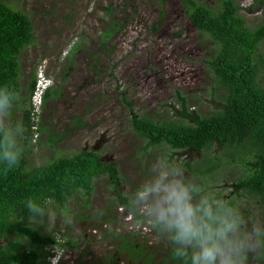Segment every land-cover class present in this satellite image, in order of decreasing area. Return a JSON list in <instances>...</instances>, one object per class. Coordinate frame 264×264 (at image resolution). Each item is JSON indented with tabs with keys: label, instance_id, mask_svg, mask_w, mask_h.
<instances>
[{
	"label": "rangeland",
	"instance_id": "rangeland-1",
	"mask_svg": "<svg viewBox=\"0 0 264 264\" xmlns=\"http://www.w3.org/2000/svg\"><path fill=\"white\" fill-rule=\"evenodd\" d=\"M198 1L216 8L221 0ZM237 2L249 26L259 27L263 21V0ZM12 3L31 16L34 27L33 43L21 55V95L26 97L34 69L37 73L45 69L44 74L51 77L52 89L61 90L59 97L52 96L45 107L37 108L38 115L34 118L46 130L38 134L37 143L30 145L31 164L41 165L59 156L95 150L105 161L118 166L122 178L118 186L127 195L161 159L178 165L186 178L200 185L199 174L195 172L198 167L215 156L224 162L230 160L229 150L220 146L204 152L174 150L168 144L147 146V139L132 126L134 112L158 122L181 120L178 92L186 96L188 110L201 115L210 114L220 104L225 91L214 89L218 85L208 65L218 45L192 23L185 11L186 0H167L164 5L158 0H13ZM163 11V21L157 27ZM115 23L122 28L105 44L104 34L107 28H115ZM77 44L82 46L72 52ZM260 52L264 53V41ZM259 80L264 86V70ZM123 94L133 108L126 105ZM24 105L29 107L30 101ZM22 116L23 109H19L13 119L21 121ZM73 116L82 117L87 126L79 128L73 123ZM51 126H56L55 138L64 134L61 141L48 142ZM186 161L193 164V170L183 168ZM245 169L241 163L226 162L204 177L202 186L226 200L236 199L241 211L250 210L251 214L244 215L247 219L244 228L251 230L254 223L263 221L258 200L248 195H230L235 180ZM117 200L111 179L102 175L95 179L92 195L80 191L63 207L51 203L49 224L44 217L42 223L34 225H44L45 232L55 233L63 242L71 239L76 245L74 249L67 246L66 255L57 264H76L80 259L108 264L114 258L119 264H136L123 252L122 242L114 233L135 236L139 243L147 244L149 252L155 254L152 264H173L166 261L171 249L168 240L149 226L145 229L142 221L133 218L126 208L121 211L124 206L117 205Z\"/></svg>",
	"mask_w": 264,
	"mask_h": 264
},
{
	"label": "trees",
	"instance_id": "trees-1",
	"mask_svg": "<svg viewBox=\"0 0 264 264\" xmlns=\"http://www.w3.org/2000/svg\"><path fill=\"white\" fill-rule=\"evenodd\" d=\"M158 1L162 5L167 2ZM12 2L13 0H0V84L14 85L21 95V55L33 43L34 27L31 16L24 10L15 8ZM242 10L237 0H221L216 8L198 0H186L185 11L192 23L199 30L207 32L218 45L216 54L208 59V65L217 81L218 86L214 89L222 88L225 92L219 99L220 104L214 106V111L208 115L189 111L186 96L178 92L182 103V110L179 112L181 120L158 122L152 117H140L134 112L132 126L138 135L147 139V146L168 144L174 150L197 152L208 151L214 146L228 149L230 160L226 162L241 163L246 167L245 172L235 180L230 195H248L258 200L264 221V86L259 80L264 70V53L260 52V45L264 41V6L263 21L257 28L249 26ZM163 17L164 11L157 27L162 23ZM114 26L116 27L110 30L107 28L104 34L105 44L122 28L118 23ZM80 46L82 44H77L72 52ZM69 58L73 59L71 55ZM36 86L37 70L34 69L27 86V95H21L22 103H19L14 112L15 114L23 109L21 122L26 129V146L21 163L11 170L0 168V264H50L47 256L51 248L58 245L76 248L71 239L63 242L55 233L45 232L44 225L35 226L31 223L26 210L20 206L26 197L40 195L63 207L80 191L87 196L92 195L95 179L107 175L117 193V205H126V195L118 186L122 181L118 166L105 161L100 152L89 150L59 156L41 165L30 163L28 154L36 134L32 128L35 122L30 106L24 104L31 100ZM60 95V88H49L45 94V104L50 97ZM123 96L126 105L133 108L125 94ZM82 119L79 116L72 117L75 125L85 128L87 124ZM38 126V133H44L45 125L40 122ZM55 130L56 126H51L47 137L49 143L59 142L64 137L61 134L55 138ZM226 162L218 156L209 158L206 164L195 171L199 174L198 182L202 185L206 181L204 177L218 171ZM184 165L186 170L194 169L190 162L186 161ZM216 196L224 199L221 194ZM228 201L239 207L236 199ZM113 207L114 204L111 209ZM241 213L246 222L244 215L251 214V211L244 209ZM17 215L24 219L15 222ZM106 220L111 221L108 216ZM145 224L142 221V225ZM114 234L122 242L123 252H129V258L136 264H152L155 254L149 252L147 244L139 243L135 236L131 238L129 235L122 237ZM106 235L111 234L104 233ZM115 259L108 264L116 263ZM166 261L178 264L170 253ZM256 261L264 264V259ZM76 264L94 263L80 259Z\"/></svg>",
	"mask_w": 264,
	"mask_h": 264
},
{
	"label": "clouds",
	"instance_id": "clouds-1",
	"mask_svg": "<svg viewBox=\"0 0 264 264\" xmlns=\"http://www.w3.org/2000/svg\"><path fill=\"white\" fill-rule=\"evenodd\" d=\"M44 73L45 69L38 71L37 86L30 100L33 117L38 115L37 108L44 106L45 94L52 88L51 77ZM20 102L17 87L0 84V168L7 170L20 165L26 146L25 125L13 119ZM33 120L35 144L41 121ZM125 200L133 218L145 222L143 226L168 240L170 255L178 264H253L264 259V221L246 230L238 206L207 192L166 159H161ZM20 206L33 224L42 223L44 217L49 224L51 202L45 197H26ZM23 219L17 215L15 222ZM66 249V245L51 248L47 262L57 264L66 255Z\"/></svg>",
	"mask_w": 264,
	"mask_h": 264
},
{
	"label": "flooded vegetation",
	"instance_id": "flooded-vegetation-1",
	"mask_svg": "<svg viewBox=\"0 0 264 264\" xmlns=\"http://www.w3.org/2000/svg\"><path fill=\"white\" fill-rule=\"evenodd\" d=\"M126 252V251H125ZM127 255H128V258H129V256H130V254H129V252H127ZM168 255H169V253H168ZM130 259V258H129ZM131 260V259H130ZM133 261V260H132ZM134 262V261H133ZM152 263H153V261H152ZM112 264V263H111ZM114 264H119L117 261H116V263H114ZM125 264H127V263H125ZM173 264H175V263H173Z\"/></svg>",
	"mask_w": 264,
	"mask_h": 264
},
{
	"label": "built area",
	"instance_id": "built-area-1",
	"mask_svg": "<svg viewBox=\"0 0 264 264\" xmlns=\"http://www.w3.org/2000/svg\"><path fill=\"white\" fill-rule=\"evenodd\" d=\"M145 229L147 228V227H144Z\"/></svg>",
	"mask_w": 264,
	"mask_h": 264
}]
</instances>
